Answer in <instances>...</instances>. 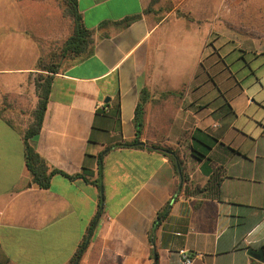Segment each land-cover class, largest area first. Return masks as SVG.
Here are the masks:
<instances>
[{"label": "crops", "instance_id": "1", "mask_svg": "<svg viewBox=\"0 0 264 264\" xmlns=\"http://www.w3.org/2000/svg\"><path fill=\"white\" fill-rule=\"evenodd\" d=\"M149 3L77 0L93 45L54 75L30 141L62 172L44 190L25 164L21 119L37 104L39 49L28 27L38 3L0 0V263L69 264L87 236L78 264H182L183 253L192 264H264V181L221 177L234 152L223 141L255 102L241 86L223 94L209 74L232 49L222 41L264 42V0H159L145 12ZM169 21L191 28L160 33ZM169 43L191 63L187 86L167 78ZM141 98L140 145L125 146Z\"/></svg>", "mask_w": 264, "mask_h": 264}, {"label": "rangeland", "instance_id": "2", "mask_svg": "<svg viewBox=\"0 0 264 264\" xmlns=\"http://www.w3.org/2000/svg\"><path fill=\"white\" fill-rule=\"evenodd\" d=\"M29 1L38 3L37 8L29 9L31 18L37 21L36 25L28 27L29 36L34 38L38 45V60L47 63L49 59L60 53L63 43L70 36L71 22L63 15L66 7L64 0ZM180 28L182 31H188L191 26L187 22L176 26L169 21L164 24L160 33H164L162 30L167 29L170 35H173ZM222 42L223 49L226 50V45L232 49L215 57L212 71L209 72L212 80L218 84L223 94H230L234 86L236 89L241 86L248 91L255 104L232 123V128L223 141V144L230 146L234 152L224 161L221 177L224 181H264V42H252V44L242 41ZM171 45L169 43L163 49L161 57L162 65L168 71L167 78L170 82L182 81L187 86L192 79L191 63L188 62V58L176 57V51L173 52ZM54 62L58 64V72L68 66V61L64 58H57ZM177 67L183 71L176 76V73L169 70ZM36 73L35 70L34 78L38 75ZM223 87H227L225 92ZM31 95L30 91L29 96ZM30 100L33 98L31 97ZM32 111L29 101L23 108L25 113L21 117L23 123L27 125L30 123ZM1 113L12 118L7 112V106L1 107ZM235 151L238 154H235ZM235 175L243 177L227 179ZM257 187L262 186H255L256 189H260Z\"/></svg>", "mask_w": 264, "mask_h": 264}, {"label": "trees", "instance_id": "3", "mask_svg": "<svg viewBox=\"0 0 264 264\" xmlns=\"http://www.w3.org/2000/svg\"><path fill=\"white\" fill-rule=\"evenodd\" d=\"M158 2L159 0H150L149 6L145 12H150L152 10V7ZM64 3L66 7L63 11V15L67 17L71 22V34L63 43L60 49V53L56 57L49 59L47 63H45L41 59L37 61L36 74L38 75L34 78V88L37 96V104L31 114L32 120L27 125L23 133L24 159L27 170L31 177V182L39 189L44 190L49 188L51 177L57 173L62 174V172L55 169H49L44 159L30 145V141L33 137L39 134L42 128L53 78L54 75L58 73V64L54 61L57 58H64L68 61V66L74 64L86 57L90 53L93 45L92 33L91 31L87 30L83 25L82 15L80 14L77 6V0H64ZM136 18V16L127 17L120 21L118 24L120 26H127L131 22L136 20ZM144 102L145 101L143 100V98H141V101L139 102L135 110V116L133 119V124L135 127V139L130 143L126 144L125 146L134 147L140 145L139 139L142 134L144 122ZM166 156L170 159L171 163L177 170V165L180 166V161L177 156L174 153ZM99 165H101L100 161ZM76 177H81V175H76L75 177L72 176L68 178L74 179ZM98 183V181L94 182L96 186H98ZM93 224L94 222L91 226H93ZM90 230L91 227L89 228V231ZM86 242L87 236L83 239L75 256L69 264H76L77 260L80 259V256L85 248Z\"/></svg>", "mask_w": 264, "mask_h": 264}, {"label": "built area", "instance_id": "4", "mask_svg": "<svg viewBox=\"0 0 264 264\" xmlns=\"http://www.w3.org/2000/svg\"><path fill=\"white\" fill-rule=\"evenodd\" d=\"M181 260L182 264H192L193 261L192 257H189L185 253L181 254Z\"/></svg>", "mask_w": 264, "mask_h": 264}, {"label": "water", "instance_id": "5", "mask_svg": "<svg viewBox=\"0 0 264 264\" xmlns=\"http://www.w3.org/2000/svg\"><path fill=\"white\" fill-rule=\"evenodd\" d=\"M177 170L179 171V166L177 165ZM100 193H101V199H102V186L100 185ZM100 213L98 214L99 217ZM98 217L96 218V221L98 220ZM155 260V257H154ZM79 260H77L76 264H78Z\"/></svg>", "mask_w": 264, "mask_h": 264}]
</instances>
